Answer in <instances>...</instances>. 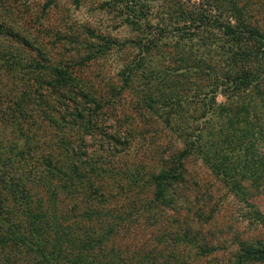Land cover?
<instances>
[{
	"label": "trees",
	"instance_id": "obj_1",
	"mask_svg": "<svg viewBox=\"0 0 264 264\" xmlns=\"http://www.w3.org/2000/svg\"><path fill=\"white\" fill-rule=\"evenodd\" d=\"M152 1L109 0L100 6L134 33L132 39L119 41L86 29L91 40L82 45L80 65L131 50L115 82L107 86L110 98L86 86L77 69L49 64L31 41L0 24V36L22 48L0 39V98L12 103L7 115L27 125L36 113L53 129L50 146L34 149L32 164L27 163L32 149L25 147L15 155L12 149H0V264H130L112 246L113 227L109 214L103 213L106 200L100 188L110 173L83 147L97 128L95 112L127 91L134 94L138 110L176 136L175 147L161 158L157 172L145 173L136 166L129 175L128 184L141 192L146 185L152 188L153 199L145 204L149 209L155 203L169 207L175 202L185 161L194 155L231 194H246L243 181L263 192L264 5L252 0H206L198 5L166 0L154 18ZM179 80L184 92L193 90L190 102L200 104L198 114L186 116L176 89ZM5 81L11 82L9 91H4ZM218 96L223 102L218 103ZM90 106L97 111L90 112ZM14 157L21 164H13ZM36 187L45 200L35 195ZM59 193L80 197L86 204L82 218L93 227L86 224L79 235L74 222L63 226L68 213L59 211ZM250 213L264 230V217L252 206ZM184 238L191 242L188 235ZM199 250L208 255L206 247ZM162 264L186 263L167 259ZM224 264H264V241L240 243Z\"/></svg>",
	"mask_w": 264,
	"mask_h": 264
},
{
	"label": "rangeland",
	"instance_id": "obj_2",
	"mask_svg": "<svg viewBox=\"0 0 264 264\" xmlns=\"http://www.w3.org/2000/svg\"><path fill=\"white\" fill-rule=\"evenodd\" d=\"M108 1L0 0V24L31 41L43 51L49 64L77 69L86 86L92 87L96 94L110 98L107 86L115 82L127 51L131 50L113 51L102 60L79 64L84 55L82 45L91 40L86 29L119 41L134 37L133 32L119 25L112 11L100 9ZM162 1L166 0L151 2L154 18L159 14L157 10H161ZM177 1L198 5L206 0ZM252 1L264 5V0ZM0 39L22 51L12 39L2 36ZM29 54L35 56L34 52ZM3 84L4 91L12 88L9 81ZM182 85L179 80L176 89L187 109L186 116L198 114L200 104L196 99L190 102L193 90L184 92ZM192 85L187 83L185 87L192 89ZM119 99L113 104H104L100 111L90 106V112L97 111V128L92 136L85 138L83 147L87 155H93L110 173V176H104L100 188L106 200L103 213L109 214L113 227L109 239L125 263L162 264L167 259H177L186 264H224L240 243L264 241V230L250 213L252 206L264 217V189L257 191L249 181H243L246 194L235 196L195 155L185 161L182 183L175 186V202L169 207L155 203L149 209L145 204L153 199L152 188L146 185L141 192L128 184L129 175L136 166L142 167L145 173L157 172L161 158L175 147L176 136L167 129L161 130L153 117L138 110L132 91L125 92ZM10 101L0 98V149H12L14 155L25 147L32 149V154L27 156V163L32 164L36 157L34 149L46 144L50 146L53 129L36 113H32L35 117L27 125L12 120L7 115L12 106ZM217 101L221 103L223 99L218 96ZM13 164H21L18 157H14ZM33 192L45 200L41 189L36 187ZM57 200L60 213H68V218L61 224L69 226L74 222V230L82 235L88 224L82 218L86 204L78 196L66 197L61 193ZM114 217L121 223L116 224L112 220ZM93 225L90 222L88 227ZM185 234L191 242L184 241ZM109 247L107 243L105 249ZM199 247H206L208 255L202 254Z\"/></svg>",
	"mask_w": 264,
	"mask_h": 264
}]
</instances>
